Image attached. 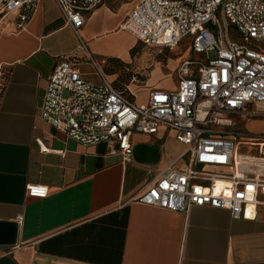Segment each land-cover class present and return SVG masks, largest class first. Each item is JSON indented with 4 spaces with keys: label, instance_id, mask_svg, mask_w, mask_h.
I'll list each match as a JSON object with an SVG mask.
<instances>
[{
    "label": "crops",
    "instance_id": "0c3cea01",
    "mask_svg": "<svg viewBox=\"0 0 264 264\" xmlns=\"http://www.w3.org/2000/svg\"><path fill=\"white\" fill-rule=\"evenodd\" d=\"M132 7L105 0L87 15L79 34L97 60L129 54L112 44L121 37L136 43L120 31ZM73 56L87 79L96 81L55 0H37L24 28L12 19L0 25V264H264L262 220H234L211 207L175 213L138 202L185 151L171 131L133 135L134 148H144L139 158L123 163L106 144L85 147L41 119L56 64ZM153 87L149 95L160 84ZM249 122L255 135L245 138L264 141V118ZM168 137L177 152L166 157L164 145L156 146ZM38 140L49 152L41 151ZM29 184L48 187V196L29 197ZM11 236L15 243L5 245Z\"/></svg>",
    "mask_w": 264,
    "mask_h": 264
},
{
    "label": "built area",
    "instance_id": "2783aa9c",
    "mask_svg": "<svg viewBox=\"0 0 264 264\" xmlns=\"http://www.w3.org/2000/svg\"><path fill=\"white\" fill-rule=\"evenodd\" d=\"M104 1L55 0L97 80L87 79L78 57L60 60L41 119L85 147L106 144L123 163L134 160L133 135L169 130L185 151L139 203L175 213L211 207L234 220L264 222V141L245 138L233 120L264 118V0H114L132 3L120 31L144 46L174 50L190 39L177 88L155 90L145 103L135 100L130 85L119 89L106 76L79 34ZM36 7L37 0H0V25L12 19L24 28ZM27 194L45 199L49 189L29 184Z\"/></svg>",
    "mask_w": 264,
    "mask_h": 264
},
{
    "label": "rangeland",
    "instance_id": "374dc122",
    "mask_svg": "<svg viewBox=\"0 0 264 264\" xmlns=\"http://www.w3.org/2000/svg\"><path fill=\"white\" fill-rule=\"evenodd\" d=\"M190 39L184 40L180 47L171 49H153L144 46L136 40L133 44L132 39L121 37L114 42L113 49L129 50V54H122L119 59L116 57H105L103 60H97L100 68L112 81H117V86L122 88L123 83L132 85L133 90H137V101L143 102L148 98L149 90L154 89L155 84H160L157 91H162L168 87L177 84L176 70L180 61L190 55L188 45ZM264 47V44H263ZM213 58V53H211ZM94 70V68H92ZM85 70V69H84ZM175 72V75H174ZM164 73L156 83V76ZM166 91V90H163ZM146 102V101H145ZM237 123V129L247 135H255V127L252 122H243L238 118H233ZM164 145L166 157L169 153H174L175 148L172 146L171 137L156 146L157 149Z\"/></svg>",
    "mask_w": 264,
    "mask_h": 264
},
{
    "label": "water",
    "instance_id": "95a60500",
    "mask_svg": "<svg viewBox=\"0 0 264 264\" xmlns=\"http://www.w3.org/2000/svg\"><path fill=\"white\" fill-rule=\"evenodd\" d=\"M144 147L141 146H137L134 148V156L139 158V156L141 155V152L143 150ZM151 154L153 155V159H157L158 155L155 152H151ZM4 226H0V231L2 230ZM15 236H11L9 237L8 241L5 243V245H13L15 243Z\"/></svg>",
    "mask_w": 264,
    "mask_h": 264
}]
</instances>
